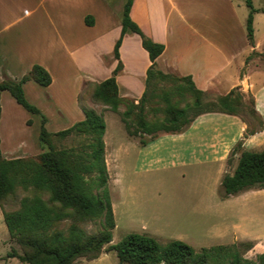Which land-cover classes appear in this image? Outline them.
Segmentation results:
<instances>
[{
  "label": "crops",
  "instance_id": "obj_1",
  "mask_svg": "<svg viewBox=\"0 0 264 264\" xmlns=\"http://www.w3.org/2000/svg\"><path fill=\"white\" fill-rule=\"evenodd\" d=\"M125 3L126 0H0V82L21 79L35 64L49 71L50 86L28 81L24 90L28 100L47 117L50 133L85 120L80 96L86 83H101L112 77L119 63L114 49L122 32ZM255 9L260 12L254 15V46L247 36L250 10L246 0H134L130 15L150 39L165 46L156 59L159 70L190 76L195 86L205 92L227 95L240 88L254 97L264 124V6ZM111 34L116 35L107 37ZM119 53L123 64L117 76L120 97L138 102L146 91L147 72L152 65L149 54L137 34L124 37ZM252 53L256 55L248 60ZM15 102L8 91L1 94V149L10 160L25 158L22 153L29 144L36 152L33 155L42 149L41 118ZM6 103L14 107L15 114L25 116L24 125L33 130L30 137L17 135L12 136L14 141L12 137L5 140L2 128L8 117ZM91 107L100 113L93 102ZM247 128L238 116L207 113L183 133L161 134L146 145L134 141L138 164L149 169L160 167L155 165L164 161L184 166L218 164L224 178L229 174L230 154L239 141L243 140L245 150L264 149V127L244 138ZM106 157L108 161L107 150ZM111 157L117 161L114 154ZM238 158L239 155L230 165L233 172ZM247 235L236 236L229 245L251 242L253 247L245 257L255 259L264 253V239Z\"/></svg>",
  "mask_w": 264,
  "mask_h": 264
},
{
  "label": "trees",
  "instance_id": "obj_2",
  "mask_svg": "<svg viewBox=\"0 0 264 264\" xmlns=\"http://www.w3.org/2000/svg\"><path fill=\"white\" fill-rule=\"evenodd\" d=\"M134 0H126L121 16L122 32L116 42L114 57L119 61L112 77L101 83L87 82L80 104L85 120L73 127L50 133L47 117L26 97L24 84L34 81L42 87L52 83L48 70L39 64L19 80L6 78L0 82V119L2 116L1 94L8 91L16 102L27 112L41 118L39 141L42 152L37 156L7 159L1 149L0 138V205L14 197L19 188L31 192L20 201L17 210L4 212V221L10 236L17 240L23 249V255L10 253L9 257H18L28 264H77L81 258L95 260L109 248L117 253L119 264H264V253L255 259L245 257L251 250V242L233 245H221L196 250L181 240H171L166 244L147 234L131 233L118 244L113 242L116 228L111 194L108 187L109 173L106 163V122L104 116L92 107L83 104L84 93L93 87L92 101L120 113L124 103L130 98L119 94L117 76L123 70L119 49L127 34H137L143 48L148 52L152 65L147 72L146 91L135 104L130 99V106L121 113L128 134L136 136L138 129L149 135L148 140H141L146 145L161 134L185 132L201 115L224 113L240 117L247 125L244 138L254 135L264 127L263 120L255 108V100L250 95L249 105H245L239 93L233 89L227 95L218 96L208 102L209 93L199 90L192 78L177 77L182 82L177 92L183 98L189 96L184 106L168 105L165 118L160 122H148L143 117L132 119L134 110L144 105L153 81L164 82L174 76L166 74L156 66V59L165 50L163 44L150 39L132 20L131 8ZM249 8L247 36L252 46L255 45L254 15L260 12L254 8L253 0H246ZM264 12V9L261 11ZM89 23V19H86ZM256 53H252L250 60ZM242 92V91H241ZM72 135L81 136L85 142L79 148L56 149L52 138L66 139ZM239 155L237 166L232 174H226L222 180V199L239 195L252 189H264V149L249 151L239 141L228 159L231 164ZM101 222L98 233H89L85 225ZM69 223L67 230L60 227ZM2 258L0 257V264Z\"/></svg>",
  "mask_w": 264,
  "mask_h": 264
},
{
  "label": "rangeland",
  "instance_id": "obj_3",
  "mask_svg": "<svg viewBox=\"0 0 264 264\" xmlns=\"http://www.w3.org/2000/svg\"><path fill=\"white\" fill-rule=\"evenodd\" d=\"M253 5L260 8L264 6V1L253 0ZM39 36L41 37V34ZM120 37L121 34L118 39ZM107 59L104 57L105 61ZM167 74L174 77L164 82L153 81L145 104L134 110L132 119L138 120L141 116L148 122H160L165 118L168 105L184 106L185 101L190 100L189 96L183 98L176 90L182 84L177 79L180 76L173 72ZM92 92L93 87H90L84 93L83 104L87 107H91L93 102ZM208 93V102L215 101L221 96L216 91ZM239 93L243 103L249 105L250 95L241 91ZM128 100L129 102L121 107L120 113L93 102L104 116L107 126L104 141L108 152V161L106 157L108 187L116 220L111 245L118 244L131 233L147 234L163 244L171 240H181L198 251L229 245L234 242L236 236L244 238V234L251 238L264 239L263 189L248 190L222 200L223 177L220 175L218 164L193 163L184 166L164 161L155 165L160 167L150 169L147 165L142 167L138 164V147L134 141L141 144L142 139L148 140L150 136L141 132L138 124L133 127L138 134L136 136L128 134L121 116V113L130 106V99ZM139 101H135V104L139 105ZM6 107L8 117L5 116L2 128L5 140L17 135L30 137L33 130L24 125L25 116L15 114L14 107L8 103ZM11 139L14 141L13 137ZM52 142L56 149H69L79 148L85 140L81 136L72 135L66 139L53 137ZM26 149L22 153L23 157L39 154L33 155L36 152L32 144L26 146ZM113 154L118 162L112 160ZM230 165L228 164L229 174L233 172V166ZM29 195L31 192L19 188L14 197L0 205L1 264H28L18 257H9L10 253L23 255V249L17 240L10 236L4 221V212L19 209L21 199ZM68 227L69 223L60 228L66 231ZM84 227L89 233H98L101 230V222L89 223ZM77 264H119V260L117 253L107 248L98 259L81 258Z\"/></svg>",
  "mask_w": 264,
  "mask_h": 264
}]
</instances>
